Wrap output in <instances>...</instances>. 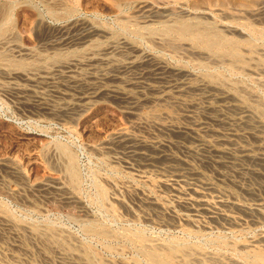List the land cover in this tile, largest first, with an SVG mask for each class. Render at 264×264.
I'll use <instances>...</instances> for the list:
<instances>
[{"label":"rangeland","instance_id":"1","mask_svg":"<svg viewBox=\"0 0 264 264\" xmlns=\"http://www.w3.org/2000/svg\"><path fill=\"white\" fill-rule=\"evenodd\" d=\"M81 27L97 32L90 46L52 44ZM141 55L226 96L231 115L246 109V126L264 130V0H0V264H264V209L255 206L264 204V164L247 180H226L227 169L176 146L188 137L172 136L173 167L239 204L226 208L236 222L212 220L188 214L156 169L141 175L140 160L128 165L123 148L108 144L138 123L145 136L155 123L190 124L193 137L209 139L184 113L202 114L197 92L153 100L123 83L135 110L104 95L77 113L50 93L56 69L86 82L106 72L114 82ZM58 78L66 89V75Z\"/></svg>","mask_w":264,"mask_h":264},{"label":"bare ground","instance_id":"2","mask_svg":"<svg viewBox=\"0 0 264 264\" xmlns=\"http://www.w3.org/2000/svg\"><path fill=\"white\" fill-rule=\"evenodd\" d=\"M188 31L190 30H183L185 33ZM96 34V31L88 27L72 28L62 31L58 37L55 38L56 40L54 39L52 41V44L60 48L68 47L67 49L74 47L83 48L93 43ZM65 68H67V66L62 67V69ZM124 68L127 73L125 75H115L114 82L110 81L112 75L106 72L100 73L98 78L92 76L95 78H93L91 82H86L83 81L81 76L76 74L70 75V72L56 69V74L54 73L52 77L50 76L51 78H48L52 85L50 93L61 95L64 102L67 99L73 101L74 107L65 105L63 110L67 112L75 111L77 113L87 105H91L92 102L100 98L102 99L104 95H109L114 98L120 104L126 106V109L135 110L136 107L140 105L139 101L135 99V97H131L126 91H121L118 88L117 85L123 83L126 84L128 88L137 89L140 94L149 91L153 100H161L165 96L168 97L170 93L179 97H184L192 92H197V96H200V99L205 102L202 114L198 115L190 109L184 110V113L188 115L187 117L189 120H192L191 124H193L199 132L211 136L209 139L203 136H199V138L193 137L194 132L190 124L179 126L176 124L155 123L156 125L153 131L148 130L149 132L146 134L147 136H145L142 130H146L147 125L138 123L135 125L134 131L123 129L114 134L108 144L111 142V146L123 148L124 151H122V153L124 152L123 154L125 158H127L125 161L128 165H133L131 163L133 159H137V163L140 160L141 163L138 164L140 168H138V172H140L141 175H149L150 169H156L161 176L164 177L161 184L166 189L175 193L178 205L184 208L188 214L197 218L212 220L225 218V220L236 222L238 220L237 216L229 213L226 208H231V206L237 203L232 204L218 195H212L211 185L203 183V180H201L193 170L188 169V171H186L183 168L176 169L173 167V161L176 159V156L171 152L172 147L175 146L172 136H176L178 139H183L184 137L185 139L186 137L189 138L187 144H185L184 141L183 143L176 142V146H179L187 157L191 156L199 160V162L201 161L221 170L227 169V171L223 170V172L220 173L222 178L226 180L240 178L242 182V180H247L246 177H248L247 175L250 172H258L259 170L257 167H261L262 164H264V130L259 127L246 126L247 119L250 118V116L247 115L246 109L241 108L239 109L240 112L236 113L235 116H233V113L231 115L228 110L232 109L234 105L231 104L229 101L230 99L226 96H216L206 89H203L201 86H191L187 82V79H185L186 77L184 78L176 74L160 62H154L147 55L128 59ZM58 74H61V76L66 75L68 79L66 89L60 90L57 87L58 85L56 86ZM168 100H170V98ZM226 104L229 106H226ZM209 135L206 137H209ZM251 136L261 143L260 147L254 148L253 144H249L248 141L246 142ZM193 140L194 142H191ZM147 148H150L153 154L149 153V149ZM118 153H120V151ZM73 166L70 169V173L73 179L76 180L78 174L76 175ZM179 167L180 166H178V168ZM44 187L48 190L53 188V191H57V194L61 191V188L53 187L48 184L43 185L42 188ZM147 203L154 205L152 202ZM255 206L259 211L264 209V204L260 201H257ZM246 209L248 210V208Z\"/></svg>","mask_w":264,"mask_h":264}]
</instances>
